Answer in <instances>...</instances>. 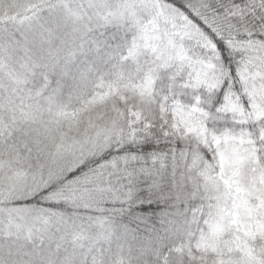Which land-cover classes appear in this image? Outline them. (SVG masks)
I'll return each mask as SVG.
<instances>
[{"label": "snow or ice", "instance_id": "snow-or-ice-1", "mask_svg": "<svg viewBox=\"0 0 264 264\" xmlns=\"http://www.w3.org/2000/svg\"><path fill=\"white\" fill-rule=\"evenodd\" d=\"M0 247L264 264V0H0Z\"/></svg>", "mask_w": 264, "mask_h": 264}, {"label": "trees", "instance_id": "trees-1", "mask_svg": "<svg viewBox=\"0 0 264 264\" xmlns=\"http://www.w3.org/2000/svg\"><path fill=\"white\" fill-rule=\"evenodd\" d=\"M4 2H5V3H8L9 0H4ZM68 211H69V213H71V212L74 211V210H73V209H68ZM80 212H81V214H83V210H82V209L80 210ZM124 222L127 223L126 220H125ZM133 227H135V225H133ZM155 227H156L157 229H159V228H161L162 226L159 224V222H157V223L155 224ZM138 234H139L140 239H138V240H136V241H131V242H130L131 245H132V254H131V257H129V254H128L127 251H125V253H124L123 258H124L125 261H127L129 258H133V259H134L135 255L137 254V249H138L142 244L145 243V239H144V238L149 237V233H148L147 231H143V230H142V226H141V230L139 231ZM161 234H162V233H161ZM86 243H87V242L85 241V244H86ZM45 247H47V245H45ZM111 248H112L113 253H115V251H116V245H115V243H113V244L111 245ZM53 249H55V245H54V244H53ZM108 249H109V244L104 243L103 241H101V242L95 247L94 252H95L96 254H99L101 251H103L104 254H105V257L107 258L108 255H109V253H108ZM3 251H4L3 248L0 247V255H3ZM83 251H87V247H85V248L83 249ZM164 251H165V253H166V252H167V249H164ZM147 259H148L149 262H151V260L153 259V257H147Z\"/></svg>", "mask_w": 264, "mask_h": 264}]
</instances>
